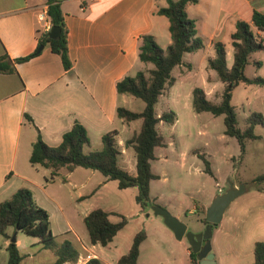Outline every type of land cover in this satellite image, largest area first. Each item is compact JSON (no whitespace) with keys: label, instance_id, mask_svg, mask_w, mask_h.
<instances>
[{"label":"crops","instance_id":"1","mask_svg":"<svg viewBox=\"0 0 264 264\" xmlns=\"http://www.w3.org/2000/svg\"><path fill=\"white\" fill-rule=\"evenodd\" d=\"M167 1L60 0L72 68L64 70L60 57L44 48L28 61L13 64V73H0V204L18 189L27 188L36 204L48 213L55 238L75 233L65 204L69 207L72 204L77 210L78 203L94 194L90 186L105 187L109 181L99 172L81 167L71 172L61 169L49 180V169L29 162L38 136L46 145L56 147L75 121L86 129L89 138L85 153L100 150L102 136L117 131L118 166L135 175V153L125 147V141L139 131L141 121L136 120L140 121L138 126L135 121L126 123L118 118V107L137 111L129 105L131 96L117 93L116 83L152 68L138 59L139 36L151 35L163 49L171 44L169 21L157 14ZM43 8L47 9L46 0H0V57L7 55L11 64L35 50L39 39L36 13ZM254 11L264 13V0H199L186 6V14L194 21L197 35L204 43L197 52H203L201 64L207 72L208 84L212 85L209 91L202 88L207 98L220 97L215 93L217 77L206 69L207 59L214 57L213 44L225 45L226 64L230 68L233 63L230 37L235 24L251 23ZM251 29L264 40V32L253 26ZM260 53L261 57L252 61L261 63L259 70L264 69V52ZM91 210H82V221ZM52 222L60 227L58 234L53 231ZM75 235L82 252L78 253L76 263L64 264H85L91 258L103 263L95 252L100 250L99 245H91L88 234ZM3 238L0 253L6 252L10 242L6 231ZM15 240L20 250L18 233Z\"/></svg>","mask_w":264,"mask_h":264},{"label":"rangeland","instance_id":"2","mask_svg":"<svg viewBox=\"0 0 264 264\" xmlns=\"http://www.w3.org/2000/svg\"><path fill=\"white\" fill-rule=\"evenodd\" d=\"M202 55L200 51L187 53L182 58V64L171 72L174 84L165 87L155 105L157 115L172 111L176 121L173 125L160 123L157 126L166 146L155 149L156 158L151 162V171L158 177L150 182L151 202L141 207L136 201L135 187L120 190L116 181L108 180L105 187L90 186L94 194L78 203L77 210L74 211L72 204L70 207L65 204L67 216L78 235H87L80 216L82 210L104 209L111 213V222H118L120 216L125 217L127 223L124 228L107 246L99 245L100 250L95 251L103 264H116L127 253L134 236L140 231L146 234V239L140 245L138 264H196L190 261L187 240H177L164 224L163 218L154 215L152 208L159 206L165 209L185 224L187 231L200 233L205 228L203 219L206 209L215 195L227 189L229 182L235 187L244 184L246 191L230 204L221 222L212 226L210 245L216 264H252L255 243L264 241V192L253 187V180L264 175V125L255 127V134L259 138L247 140L242 153L237 140L224 134L222 115L213 116L208 112L197 114L193 111L192 90L195 87L208 91L212 88L201 64ZM261 55L258 52L251 57L245 69L248 78H264V69L259 70L252 64ZM188 62L191 68H188ZM211 74L217 77L214 71ZM216 82L215 93L220 95L223 84L218 79ZM129 99L132 101L129 104L132 110H143L144 103L141 100ZM208 99L220 101L219 96L215 99L210 95ZM231 104L235 108L238 127L243 130L251 113H259L264 117V86L238 85L232 92ZM134 124L139 126L140 121ZM198 154H204L213 176L205 172L204 163ZM218 189L221 191L218 192ZM52 229L56 234L60 232L55 222H52ZM6 232L10 241L16 238L17 233L21 238L19 252L23 259L20 264H52L55 261L52 251L33 246L38 238L13 227H8ZM75 233L56 236V245L69 241L81 254V245ZM3 241V236H0V246ZM6 257L7 252L0 253V264L6 261Z\"/></svg>","mask_w":264,"mask_h":264},{"label":"trees","instance_id":"3","mask_svg":"<svg viewBox=\"0 0 264 264\" xmlns=\"http://www.w3.org/2000/svg\"><path fill=\"white\" fill-rule=\"evenodd\" d=\"M199 0H168L166 7L159 8L157 14L166 17L169 21L171 44L163 49L151 35L139 36L138 59L140 62L152 66L147 71H138L133 76H126L116 83L118 94H125L139 99L144 103L141 112H133L123 107L116 110L118 118L124 122L140 120L141 126L137 133L125 141V147L131 148L135 153V175L118 166L120 150L116 143L117 131L104 134L101 138L102 148L89 153L84 152V147L89 145L86 129L77 121L72 128L63 134L61 143L56 147L46 145L38 136L33 144L29 162L33 166H41L50 170L49 180H53L61 169L68 172L77 167L99 172L107 180L117 182V187L124 190L131 187L137 188L136 201L144 207L151 202L150 182L158 177L151 171V162L155 160V149L166 146L163 136L158 132L160 123L173 125L176 121L175 113L167 111L159 117L155 113V105L162 95L165 87H171L175 80L171 77L172 70L182 64L186 53H195L204 47L203 40L197 35L194 21L186 14L188 4H196ZM47 16L51 27L59 28V35L55 39L49 38V33L39 34L35 50L26 57L15 59L11 62L7 55L0 57V73H13L14 65L23 63L39 55L44 48H49L57 54L64 70L72 68L68 56L67 33L64 24V15L60 8V0H46ZM264 32V13L254 11L251 23L238 21L235 31L231 34L233 48V63L230 68L226 64L225 45L221 42L213 44L214 57L207 59V70L216 73L218 81L223 84L219 102L210 101L204 90L195 87L192 90V109L195 113L208 112L213 116H223L224 134L234 137L242 153L245 151L247 140H257L256 126L264 125V117L259 113H251L246 127H238L234 106L231 104L232 92L240 84L264 86L261 77L248 78L245 69L250 63L253 54L264 52V40L255 35L251 29ZM260 67V62H253ZM191 68L190 64H187ZM28 121L31 118L25 115ZM195 153H197L195 151ZM204 163L205 172L213 176L209 162L204 154H198ZM255 190L264 192V175H259L253 180ZM111 213L96 208L91 210L83 219V224L88 234L91 245L107 246L116 234L124 228L127 221L120 216L118 222H111ZM203 224L207 225L205 218ZM8 227L23 232L28 236L38 238L37 244L43 250H50L55 255L52 264L76 263L79 254L69 241H64L60 246L55 243V236L50 228L49 215L39 207L27 188L18 189L7 201L0 204V236L5 235ZM146 239L143 231L137 233L127 253L121 256L116 264H137L140 245ZM6 252V264H20L23 256L16 245V240L10 241ZM254 260L252 264H264V241L256 242L253 249ZM189 258L192 263L199 264L196 254L189 248ZM85 264H103L97 258L89 259Z\"/></svg>","mask_w":264,"mask_h":264},{"label":"water","instance_id":"4","mask_svg":"<svg viewBox=\"0 0 264 264\" xmlns=\"http://www.w3.org/2000/svg\"><path fill=\"white\" fill-rule=\"evenodd\" d=\"M58 27H51L49 38L55 39L59 35ZM246 191L244 184H238L236 187L232 182L228 183L227 189L220 194H217L212 199L209 207L205 212L204 231L200 233H192L187 231V226L173 217L168 211L159 207L153 206L155 216H161L164 224L174 234L177 240L185 238L191 249V252L196 254L199 264H216L214 254L211 252L210 239L212 237V226L221 222L226 210L230 204ZM15 239H12L14 241Z\"/></svg>","mask_w":264,"mask_h":264},{"label":"built area","instance_id":"5","mask_svg":"<svg viewBox=\"0 0 264 264\" xmlns=\"http://www.w3.org/2000/svg\"><path fill=\"white\" fill-rule=\"evenodd\" d=\"M36 21L39 25V34L41 33H49L51 29V24L49 22L48 16H47V9H39L36 13Z\"/></svg>","mask_w":264,"mask_h":264}]
</instances>
